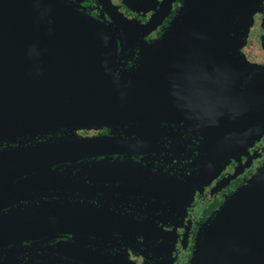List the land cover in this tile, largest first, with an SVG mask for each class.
Returning a JSON list of instances; mask_svg holds the SVG:
<instances>
[{
	"label": "flooded vegetation",
	"instance_id": "flooded-vegetation-1",
	"mask_svg": "<svg viewBox=\"0 0 264 264\" xmlns=\"http://www.w3.org/2000/svg\"><path fill=\"white\" fill-rule=\"evenodd\" d=\"M67 1L112 22L100 0ZM111 1L141 24L169 4L148 43L161 38L185 2L156 0L138 13ZM144 46L119 42L114 83L140 70ZM235 49L229 70H218L210 53L181 55L182 69L164 75V107L147 109L145 117L1 143L0 152L26 151L3 159L0 243L3 227L20 235L0 246V264H194L201 227L264 170V0ZM217 74L231 84L230 97L241 94L225 102L226 128L235 135L218 143Z\"/></svg>",
	"mask_w": 264,
	"mask_h": 264
},
{
	"label": "water",
	"instance_id": "water-1",
	"mask_svg": "<svg viewBox=\"0 0 264 264\" xmlns=\"http://www.w3.org/2000/svg\"><path fill=\"white\" fill-rule=\"evenodd\" d=\"M100 1L112 22L67 0H0V144L60 127L121 123L145 117L149 108L164 107V75L182 69L181 55L210 53L218 70L234 68L238 58L232 62L227 55L237 54L235 48L243 44L262 0H185L161 38L151 43L145 37L158 28L169 4L141 24L126 18L111 0ZM155 3L123 0L138 13L149 12ZM119 42L145 46L140 70L114 83L110 71ZM224 81L216 75L217 143L235 135L226 128L230 115L225 102L241 95L230 97L231 84ZM257 98L262 101V96ZM18 151L26 150L0 152L1 189L3 159ZM18 229L3 227L0 246L14 242ZM193 263L264 264V170L201 227Z\"/></svg>",
	"mask_w": 264,
	"mask_h": 264
}]
</instances>
